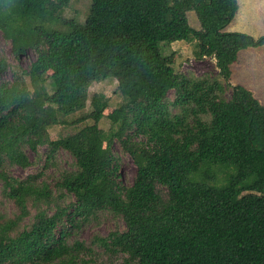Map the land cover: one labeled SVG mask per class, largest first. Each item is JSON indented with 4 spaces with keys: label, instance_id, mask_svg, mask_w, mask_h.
I'll return each mask as SVG.
<instances>
[{
    "label": "trees",
    "instance_id": "trees-1",
    "mask_svg": "<svg viewBox=\"0 0 264 264\" xmlns=\"http://www.w3.org/2000/svg\"><path fill=\"white\" fill-rule=\"evenodd\" d=\"M89 1L85 19L61 30L49 23L70 0H0V31L14 57L34 53L27 70L0 80V180L18 210L0 222V264H92L95 248L121 255V264H264V104L238 84L224 96L240 50L264 46V34L224 30L238 0ZM174 41L194 42L196 58L214 57L225 84L166 62L160 43ZM110 78L123 101L107 116L103 138V93L89 98L87 113L67 117L87 101L92 82ZM87 119L49 141L75 160L53 185L3 169L28 166L23 150L48 140L51 126ZM114 141L136 166L130 184L109 150ZM98 211L124 228L88 243L72 239Z\"/></svg>",
    "mask_w": 264,
    "mask_h": 264
},
{
    "label": "rangeland",
    "instance_id": "rangeland-1",
    "mask_svg": "<svg viewBox=\"0 0 264 264\" xmlns=\"http://www.w3.org/2000/svg\"><path fill=\"white\" fill-rule=\"evenodd\" d=\"M239 9L234 18L224 29L225 31H238L246 33L254 38L264 34V0H238ZM89 0H70L68 5L60 12L59 18L50 22L51 27L66 29V21L74 20L82 22L89 12ZM187 17L190 25L194 30L200 29V23L194 11H188ZM160 50L164 60L170 63L176 70L182 74L191 76L194 79H218L224 83L221 76L218 75V69L215 66L214 57L203 56L196 58L194 56V42L174 41L161 42ZM0 59L6 63V69L0 73V80L11 79L15 71L27 70L30 62L34 59L32 50L25 54L14 57L11 52L10 41L6 40L0 31ZM51 71L47 72V77ZM29 78L27 77V80ZM46 81V80H45ZM225 84V83H224ZM242 85L250 90L254 97L260 103L264 104V46L247 47L239 52V66H231L228 83L225 84V97L230 96L232 85ZM88 99L85 103L78 105L75 112L67 117L68 120L74 119L88 112L90 109L89 98L94 93H103L107 99V106L103 110V116L98 122V135L105 138L107 132L112 126L107 116L120 105L123 101L117 92V82L114 79H106L99 82H92L87 89ZM33 91L30 89L28 96H32ZM173 94L170 91L167 97L169 110L173 113L176 109L171 101ZM92 123L87 119L77 125H54L48 129V140L38 143L34 148L26 147L23 150L29 165L21 167L16 164L5 163L3 169L15 176L25 177L28 174H36L39 181H45L53 185L61 175L75 168V160L71 153L63 144L52 146L50 140L59 139L77 128ZM106 145V140L103 142ZM110 152L117 159L120 166L121 181L125 184L132 182L136 166L130 156L123 153L118 143L114 141L109 145ZM227 170L221 169L220 178L226 174ZM56 195V193H54ZM72 197L64 194L61 197L63 203L69 202ZM264 197H262L263 199ZM35 210L30 208V214ZM18 213L17 207L13 200L6 195L3 184L0 180V222L5 219L14 218ZM28 222L25 218L20 227ZM123 221L114 217L108 211H98L89 216L81 226L72 234V239H79L90 242L94 236H105L114 229H123ZM92 264H121V255H112L100 248H95Z\"/></svg>",
    "mask_w": 264,
    "mask_h": 264
},
{
    "label": "crops",
    "instance_id": "crops-1",
    "mask_svg": "<svg viewBox=\"0 0 264 264\" xmlns=\"http://www.w3.org/2000/svg\"><path fill=\"white\" fill-rule=\"evenodd\" d=\"M238 4H239V2H238ZM231 66H239V54H238V61L233 63V64H231ZM231 66H230V68H231Z\"/></svg>",
    "mask_w": 264,
    "mask_h": 264
}]
</instances>
